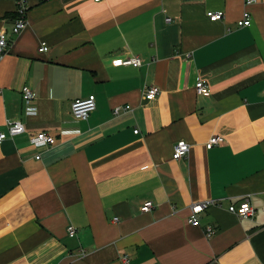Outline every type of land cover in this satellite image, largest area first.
Wrapping results in <instances>:
<instances>
[{"label": "crops", "instance_id": "crops-1", "mask_svg": "<svg viewBox=\"0 0 264 264\" xmlns=\"http://www.w3.org/2000/svg\"><path fill=\"white\" fill-rule=\"evenodd\" d=\"M30 3L15 34L16 3L0 0V132L26 129L0 142V264H264V0ZM130 56L142 65L114 63ZM90 94L96 109L76 118ZM40 131L56 143L36 148ZM212 135L225 141L208 148ZM179 140L191 147L175 159ZM245 200L252 216L228 209Z\"/></svg>", "mask_w": 264, "mask_h": 264}, {"label": "built area", "instance_id": "built-area-1", "mask_svg": "<svg viewBox=\"0 0 264 264\" xmlns=\"http://www.w3.org/2000/svg\"><path fill=\"white\" fill-rule=\"evenodd\" d=\"M16 3V18L13 26V32L15 34H19L22 30L26 28L28 25V13L31 8V0H14ZM39 2H43L46 0H38ZM98 1V0H97ZM255 0H245L247 5H250ZM209 18L213 21L220 20L223 18L224 13L223 11L219 10H209L207 12ZM240 26H247L252 24V13L246 9L243 12V17L238 21ZM9 48V39L7 37L6 30L0 31V56H2L5 52H7ZM48 45L45 41L42 42L40 47L41 51L48 50ZM116 65H135L141 66L143 61L139 56H130L127 58H118L114 62ZM195 89L197 94L209 96L211 95V89L204 79H199L196 82ZM161 89L158 85H151L146 86L143 91V97L147 100H154L160 94ZM23 99L26 106L27 112H34L36 110V106L34 105V101L36 99L35 91L30 88L29 86L25 85L22 88ZM97 102H96V95L90 94L87 97H80L76 98L72 103V112L76 118L85 120L87 119L90 114L96 109ZM126 108H131L129 105H126ZM116 111H119V108H116ZM8 131L7 132H0V142L6 139L8 136H13L19 133L24 132L25 125L21 121H9L8 124ZM135 132H139V129L136 128ZM56 137L46 131H40L35 134L31 142L36 146V148H48L56 143ZM225 141V138L221 135H212L209 140L207 141V147L212 148L215 145L221 144ZM190 143L186 140H179L176 142L174 146V153L173 158L180 159L188 155L190 151ZM37 158H41V153L36 155ZM210 202L207 201H199L194 202L191 205V215L189 221L193 225H199V214L203 212L208 206ZM152 208L151 202H147L143 206V210L149 211ZM228 209L237 214L241 218H247L254 214L255 209L252 204L245 200L240 202L239 204L232 203L229 205ZM213 228L209 226L208 233L211 234L213 232ZM68 234L70 236H74L76 234V228L73 225L68 226Z\"/></svg>", "mask_w": 264, "mask_h": 264}]
</instances>
